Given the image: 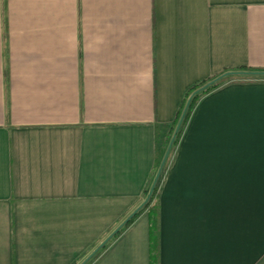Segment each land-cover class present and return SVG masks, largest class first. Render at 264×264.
I'll list each match as a JSON object with an SVG mask.
<instances>
[{
	"label": "crops",
	"instance_id": "0c3cea01",
	"mask_svg": "<svg viewBox=\"0 0 264 264\" xmlns=\"http://www.w3.org/2000/svg\"><path fill=\"white\" fill-rule=\"evenodd\" d=\"M247 71L264 0H0V264H81L147 199L186 91ZM220 80L162 181L158 264H264V75ZM85 264H151L149 210Z\"/></svg>",
	"mask_w": 264,
	"mask_h": 264
},
{
	"label": "trees",
	"instance_id": "16d2710c",
	"mask_svg": "<svg viewBox=\"0 0 264 264\" xmlns=\"http://www.w3.org/2000/svg\"><path fill=\"white\" fill-rule=\"evenodd\" d=\"M207 83H208L207 81H202V82L196 83L186 91L184 99L181 103V108L179 110L178 116L175 119L174 123L171 124V126L168 128V131L165 134L157 135V137H156V151H155V156H156L155 175L153 177V182L155 181V179L158 176L159 169H160L161 163H162V159L164 157L165 152L168 149L170 137H171L172 133L174 132V128H175V125L177 124V122L181 119V117H183L182 125H181L179 131L176 132L175 137H174V141H173V147L174 148L179 145L181 138L183 136V133H184L186 126L188 124V121L191 117L192 111L194 110L199 99L203 95L210 93L211 91L221 87L223 84L222 80H220V81H217V82H215L209 86H206L204 89L197 92V90L199 88L203 87ZM170 161H171V159L169 156L166 165H164V167H163V171L161 172L159 178L156 180V183L154 185L151 196L145 202L143 207L115 234V235H117L125 227H128L143 209H148L149 210V217H150L151 264H158V262H159V227H160V204H159V200H160V193L158 190H159V183L161 181V177H162L163 173H165V170L167 172Z\"/></svg>",
	"mask_w": 264,
	"mask_h": 264
},
{
	"label": "water",
	"instance_id": "95a60500",
	"mask_svg": "<svg viewBox=\"0 0 264 264\" xmlns=\"http://www.w3.org/2000/svg\"><path fill=\"white\" fill-rule=\"evenodd\" d=\"M233 74H246V75H264V72H256V71H247V72H226L224 74H222L221 76L217 77L216 79L212 80L211 82H208L207 84H205L203 87L199 88L197 90V92L201 91L202 89H204L206 86L222 79L223 77L225 76H228V75H233ZM196 92V93H197ZM169 150L170 148L167 150V152L165 153V156L163 158V161H162V166L165 164L167 158H168V155H169ZM160 174V173H159ZM158 174V175H159ZM156 180L157 178L155 179L152 187H151V190L149 191V194H148V197L147 199L145 200V202L148 200V198L151 196V193L153 191V188H154V185L156 183ZM145 202L137 209L135 210L132 214H130L113 232L111 235H109L101 244V246H99L92 254H90L81 264H85L93 255L94 253L100 248L102 247L112 236H114L142 207L143 205L145 204Z\"/></svg>",
	"mask_w": 264,
	"mask_h": 264
},
{
	"label": "rangeland",
	"instance_id": "374dc122",
	"mask_svg": "<svg viewBox=\"0 0 264 264\" xmlns=\"http://www.w3.org/2000/svg\"><path fill=\"white\" fill-rule=\"evenodd\" d=\"M219 81V80H218ZM217 82V81H216ZM215 83V82H214ZM223 83V82H222ZM213 84V83H212ZM211 85V84H210ZM209 86V85H208ZM182 121H183V117H181V119L177 122V124L175 125V128H174V132L172 133V135H171V137H170V141H169V146H168V149L170 148V150H169V155H168V158H169V156H170V159H172L173 158V156H174V153H175V151H176V149H177V147H173V141H174V137H175V134H176V132L177 131H179V129H180V127H181V125H182ZM167 149V150H168ZM167 152V151H166ZM165 152V153H166ZM164 156H165V154H164ZM164 158V157H163ZM168 158H167V160H166V162H165V164L164 165H166V163H167V161H168ZM162 161H163V159H162ZM164 165L162 166V163H161V167H160V169H159V173L161 174V172L163 171V167H164ZM158 173V174H159ZM160 174L157 176V179L159 178V176H160ZM165 175H166V170H165V173H163V175H162V177H161V181H160V183H159V193H160V189H161V185H162V181H163V179H164V177H165Z\"/></svg>",
	"mask_w": 264,
	"mask_h": 264
}]
</instances>
